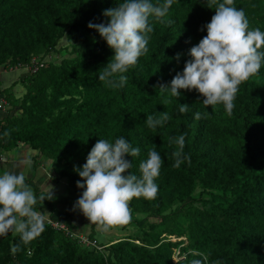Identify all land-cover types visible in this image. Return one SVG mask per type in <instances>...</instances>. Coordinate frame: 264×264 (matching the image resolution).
I'll return each mask as SVG.
<instances>
[{
    "label": "trees",
    "instance_id": "1",
    "mask_svg": "<svg viewBox=\"0 0 264 264\" xmlns=\"http://www.w3.org/2000/svg\"><path fill=\"white\" fill-rule=\"evenodd\" d=\"M120 2L0 0V71L27 69L33 59L42 63L18 80L25 90L21 97L10 88L1 92L7 115L0 119V154L19 145L37 151L49 161L54 180H65L71 191L82 194L76 184L83 180L74 169L82 168L99 138L123 137L139 147L138 156L126 157L132 162L129 172L137 175L140 162L155 148L164 160L155 181L158 193L152 200L134 198L131 212L169 220L172 228L165 233L186 241L160 240L154 233L159 223H152L143 237L132 234L101 245L91 224L86 239L98 248L86 246L75 233L73 205L45 207L35 189L36 210L65 224L73 236L45 223L38 238L14 253L20 238L9 233L0 237V264H264V66L239 86L232 115L222 104L205 108L195 90H181L178 98L161 93L156 86L170 84L183 72L191 47L207 35L204 26L215 14V5L209 8L206 0H174L165 22L149 18L154 30L148 51L124 74L125 86L109 87L98 73L114 51L88 24H106L103 13ZM234 6L244 10L251 28L264 31V0H234ZM63 39L72 44L73 56L58 63L46 60ZM183 104L189 109L182 114ZM165 111L169 121L149 129L147 115ZM196 112L201 119H195ZM182 134L186 158L177 168L172 157L177 146L169 141ZM197 189L209 194L206 216L188 212ZM176 204L188 208L162 216ZM176 250L182 258L174 262Z\"/></svg>",
    "mask_w": 264,
    "mask_h": 264
},
{
    "label": "clouds",
    "instance_id": "2",
    "mask_svg": "<svg viewBox=\"0 0 264 264\" xmlns=\"http://www.w3.org/2000/svg\"><path fill=\"white\" fill-rule=\"evenodd\" d=\"M173 2L164 0L154 4L152 0H122L118 7L103 13L109 18L106 24L89 22L88 27L95 29L114 51V56L98 73L100 82L112 88L125 86L128 78L124 74L148 51L150 34L154 30L149 18L165 22ZM206 3L209 8L215 5V14L204 26L207 35L191 47V59L186 62L183 72L176 73L170 84L156 87L161 93L167 92L176 98L180 97L181 90H195L204 97L205 108L222 104L227 114L232 115L239 86L257 75L264 66V31L250 27L244 10L235 7L234 0H206ZM167 23L173 22L167 20ZM188 109L189 105L183 104L179 111L183 114ZM203 115L206 118L208 113ZM169 119L165 111L158 117L147 115L145 124L155 131ZM195 119H201L200 112L195 113ZM169 142L177 146L172 157L173 167L178 168L186 158L183 156L185 135ZM139 154L140 148L133 147L123 137L114 142L99 138L82 168L74 169L83 180L76 184L83 192L73 205V211L78 210L102 234L130 221V202L134 198L152 200L158 193L155 181L164 160L152 148L139 164V175L130 173L132 162L126 157ZM26 179L23 171L0 173V237L9 233L19 236L20 244L12 247L14 253L20 251L21 244L28 245L45 230V216L36 210L37 196ZM46 199H54L52 186L46 195L39 196L42 202ZM192 264H200V261L194 260Z\"/></svg>",
    "mask_w": 264,
    "mask_h": 264
},
{
    "label": "rangeland",
    "instance_id": "3",
    "mask_svg": "<svg viewBox=\"0 0 264 264\" xmlns=\"http://www.w3.org/2000/svg\"><path fill=\"white\" fill-rule=\"evenodd\" d=\"M72 47L73 46L71 43H69L65 39H63L59 42V44L56 48L57 51L55 53H53L51 56H49V58L46 60H51V61H55L56 63H58L59 60L63 57L71 58L73 56L72 54H70V52L72 51ZM22 73L27 75L29 73V70L28 69H16L13 71H2L0 73L1 80H2L1 84L7 88H10L11 92L17 98L21 97L25 92L23 87L19 83H17L18 80L20 78H22V77H19V76H21ZM14 111H15V113H18V110L16 108ZM1 115H3V114H1ZM46 161H47L49 168L51 169L50 163L48 162V160H46ZM62 181L66 184L65 180H62ZM63 184L60 185L61 186V192H62V195L67 196L69 193H67V189H66L65 185H63ZM71 192H73L72 195L75 196L77 199L81 195L80 193H77L78 195H74L75 192L74 191H71ZM191 199L193 200L194 203L191 205L192 207L188 210L190 215H193L194 212H197L199 214V216L200 215L206 216V214H208V210L211 206V202L209 201V194H207V192H205V191H202L201 189H197L194 192V194L192 195ZM181 207L188 208V206L185 204H176V205L170 207L167 211L163 212L162 216H167L173 212H176ZM60 210H63V209L61 208ZM139 223L144 225L143 229L140 228V226L138 225ZM152 223H159L158 228H157L156 232H154V233L156 235L159 234L160 240L168 239V240H171L172 242H179V241L185 242L186 241L185 237L177 239L175 237L168 236L167 233H165L166 231H168L172 228V225L169 223V220H166V222H162L159 219L150 218V217H147L146 215H141V214H133L132 212H131V219L127 224L122 225V226L118 227L117 229L112 230L111 232H109L107 234H102V233L98 232L96 230L95 225H94L93 226V236L96 239V241L101 245H106V244H108L114 240H118V239H121L123 237L125 238V237L132 235V234H138V235H141V237H143L144 232L148 233L150 231L149 226ZM84 238H86V236H84ZM177 255H178V252L176 250L175 255L173 257L174 262H176L182 258V257L179 258Z\"/></svg>",
    "mask_w": 264,
    "mask_h": 264
},
{
    "label": "crops",
    "instance_id": "4",
    "mask_svg": "<svg viewBox=\"0 0 264 264\" xmlns=\"http://www.w3.org/2000/svg\"><path fill=\"white\" fill-rule=\"evenodd\" d=\"M2 71H0L1 73ZM25 74H21L19 77H23ZM1 76H0V98H3L2 90L7 87L1 84ZM16 82V81H15ZM3 116L0 114V119ZM4 156V162H0V173L3 171H12L19 173L20 171L25 172L27 179L33 183L29 186L33 189H36L37 193L45 194L53 187L54 190V199L52 200H44L40 201V204H43L45 207L51 206L57 210L61 208L63 210H67L72 207L77 201V198L72 195L73 192L69 190L67 184H65L62 180H54L52 170L49 168L46 159L37 151L31 150L25 146H18L9 152L1 153ZM49 162V161H48ZM48 166V167H47ZM48 168V169H47ZM64 183V184H63ZM65 185L67 189V196L62 195L61 186ZM69 191V192H68ZM35 192V191H34ZM74 195H78L76 192ZM75 212V224L76 229L75 233L81 237H84L90 233L91 224L89 221L78 211ZM96 240V239H95ZM115 241V240H114ZM111 243V242H110ZM108 243V244H110ZM107 245V244H106Z\"/></svg>",
    "mask_w": 264,
    "mask_h": 264
},
{
    "label": "built area",
    "instance_id": "5",
    "mask_svg": "<svg viewBox=\"0 0 264 264\" xmlns=\"http://www.w3.org/2000/svg\"><path fill=\"white\" fill-rule=\"evenodd\" d=\"M17 67L20 68V66H17ZM37 67H42V63H40L38 61V59H33L31 66L28 67L27 69L31 70V71H35ZM6 113H7L6 112V108L3 105L2 101H1V98H0V114L6 115ZM4 160H5L4 156H2V154H0V162H4ZM45 223L47 225H49L51 228H53L54 230H56V231L64 232L66 235H70L71 237L73 236L72 233L70 232V230L67 228V226L65 224L53 221V220H51V219H49L47 217H45ZM81 242L84 245H86V246H92L94 248H98L95 242H90L86 238H81Z\"/></svg>",
    "mask_w": 264,
    "mask_h": 264
}]
</instances>
